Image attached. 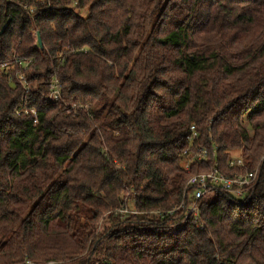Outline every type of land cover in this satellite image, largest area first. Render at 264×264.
Listing matches in <instances>:
<instances>
[{
    "label": "trees",
    "instance_id": "obj_1",
    "mask_svg": "<svg viewBox=\"0 0 264 264\" xmlns=\"http://www.w3.org/2000/svg\"><path fill=\"white\" fill-rule=\"evenodd\" d=\"M0 264H264V0H0Z\"/></svg>",
    "mask_w": 264,
    "mask_h": 264
},
{
    "label": "built area",
    "instance_id": "obj_2",
    "mask_svg": "<svg viewBox=\"0 0 264 264\" xmlns=\"http://www.w3.org/2000/svg\"><path fill=\"white\" fill-rule=\"evenodd\" d=\"M14 63L17 64L18 67H23L24 69H26L30 61L15 59ZM18 76L20 77L19 79L20 82L25 81L24 76L20 71L17 72V77ZM57 88H58L57 85H53L51 88L53 93V98L55 100L59 99V93L57 91ZM197 138H198V134L196 132L195 127L190 126L189 135L187 137L188 143L190 145L194 143L195 146V141L197 140ZM191 150L188 148L183 153L184 155H186V157H188V160L184 164V170L186 173H190L191 163L203 162L208 157V152L206 149L192 147ZM228 164L229 167L231 168L234 167L242 168L244 166V161L241 155H238L237 157L231 158ZM256 178H257V169L253 172H249L246 174H235L233 177H229L220 173L217 167H214L209 172L198 173L190 176L189 179L187 180L186 187H191L193 189L192 197L194 203L190 206L188 210V214H193V216L197 217L198 214L197 202L201 200L203 197H205L209 193V190L211 188H217L223 192L235 196H242L246 189L254 185Z\"/></svg>",
    "mask_w": 264,
    "mask_h": 264
},
{
    "label": "rangeland",
    "instance_id": "obj_3",
    "mask_svg": "<svg viewBox=\"0 0 264 264\" xmlns=\"http://www.w3.org/2000/svg\"><path fill=\"white\" fill-rule=\"evenodd\" d=\"M32 12H33V10L30 9V13H32ZM16 79H17V81L20 82V80H19L20 77H19V76L16 77ZM24 79H25V78H24ZM23 87H24V89H27V88H28L27 84H24ZM206 197H207V198H210V197H212V195H211V194H208ZM206 197H205V198H206ZM103 224H104V226H105V225H108V222H107V221H104V223H101V221H100V223H99V227H101Z\"/></svg>",
    "mask_w": 264,
    "mask_h": 264
},
{
    "label": "water",
    "instance_id": "obj_4",
    "mask_svg": "<svg viewBox=\"0 0 264 264\" xmlns=\"http://www.w3.org/2000/svg\"><path fill=\"white\" fill-rule=\"evenodd\" d=\"M37 42H38L39 47H42V43H41L40 37L38 35H37Z\"/></svg>",
    "mask_w": 264,
    "mask_h": 264
}]
</instances>
